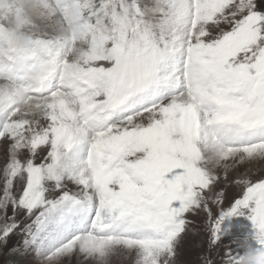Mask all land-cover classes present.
I'll return each mask as SVG.
<instances>
[{
  "label": "snow or ice",
  "instance_id": "obj_1",
  "mask_svg": "<svg viewBox=\"0 0 264 264\" xmlns=\"http://www.w3.org/2000/svg\"><path fill=\"white\" fill-rule=\"evenodd\" d=\"M116 259L264 264V0H0V264Z\"/></svg>",
  "mask_w": 264,
  "mask_h": 264
},
{
  "label": "rangeland",
  "instance_id": "obj_2",
  "mask_svg": "<svg viewBox=\"0 0 264 264\" xmlns=\"http://www.w3.org/2000/svg\"><path fill=\"white\" fill-rule=\"evenodd\" d=\"M5 259H7V258H5ZM184 259L188 260V261H195V259H196V253L193 251L190 243L185 245ZM114 264H122V261L119 259H116V260H114Z\"/></svg>",
  "mask_w": 264,
  "mask_h": 264
}]
</instances>
